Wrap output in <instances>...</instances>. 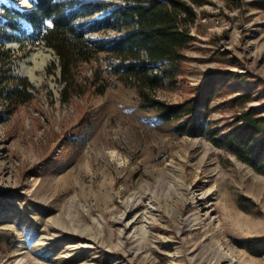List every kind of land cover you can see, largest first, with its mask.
<instances>
[{"label":"rangeland","instance_id":"374dc122","mask_svg":"<svg viewBox=\"0 0 264 264\" xmlns=\"http://www.w3.org/2000/svg\"><path fill=\"white\" fill-rule=\"evenodd\" d=\"M196 12L181 74L155 93L193 111L178 120L119 82L65 100L53 50L2 43L32 88L0 98V264H264V175L200 132L264 117V0ZM102 65H81L78 81Z\"/></svg>","mask_w":264,"mask_h":264},{"label":"trees","instance_id":"16d2710c","mask_svg":"<svg viewBox=\"0 0 264 264\" xmlns=\"http://www.w3.org/2000/svg\"><path fill=\"white\" fill-rule=\"evenodd\" d=\"M27 1L26 9L0 3V59L8 65L1 74L9 73L3 79L6 87L0 88L1 99L7 103L23 101L32 88L25 78L14 74L9 50L2 49L4 41L13 40L54 51L62 84L60 94L65 100L83 89V82L101 94L112 81L135 88L140 106L157 109L164 121L194 114L183 112L181 107H167L155 93L174 84L181 74L184 52L193 42L190 27L197 19L196 8L209 0ZM7 29L13 34L8 35ZM97 61L102 67H95L88 79L79 77L80 83V66ZM241 99L236 97L232 103ZM263 118L249 109L234 119L235 128L224 135L200 132L215 147L264 175Z\"/></svg>","mask_w":264,"mask_h":264}]
</instances>
